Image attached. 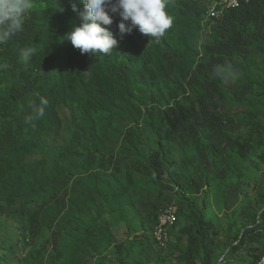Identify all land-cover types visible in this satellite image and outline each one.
<instances>
[{"label": "rangeland", "instance_id": "374dc122", "mask_svg": "<svg viewBox=\"0 0 264 264\" xmlns=\"http://www.w3.org/2000/svg\"><path fill=\"white\" fill-rule=\"evenodd\" d=\"M164 2L172 24L160 41L174 50L169 53L174 61L182 58L191 67L181 66L174 74L164 59V46L161 59L158 54L143 55L127 50L136 70L146 68L154 73V86L159 90L156 98L163 112L161 128L147 115L139 121V146L146 156L145 162L131 159L122 151L128 122L105 110L95 112L93 117L101 139L97 149L92 141L77 132L81 121L78 114L58 107L60 127L43 129L46 138L42 149L27 155V162L21 165L22 191L15 195L2 191L5 193L0 197V264H122L121 256L128 264H188L190 241L184 230L193 223V210L202 211L220 232L219 239L230 243L232 240L226 236L243 231L250 224L247 215L258 212L255 200L264 193V56L253 45L240 50L223 39L212 22H205L206 0H186L184 6L172 0ZM180 8L189 14L188 18ZM197 10L200 18H192ZM147 45L151 46V42ZM25 60L20 57L18 66L9 67L0 48V158L14 135L21 133L17 117L42 108L29 96L28 110L19 105V111L15 112V104L8 96L15 84L23 82ZM201 66L211 68V77L221 84L220 97L235 119L226 127L231 130V147L216 165L209 167L207 176L206 162L215 157L213 144L222 142L228 130L222 125H212L210 131H217L187 143L175 135L167 122L180 117L179 106L201 109L209 101L205 82L193 77L194 72L201 75ZM29 69L32 67L26 68ZM215 69L219 76L213 72ZM33 70L38 86L44 90L51 79V70L43 65ZM144 76L146 81L151 80L148 75ZM261 82L263 85L259 86ZM135 93L136 102L140 101L138 96L150 101L148 90ZM249 104L261 114L254 116ZM141 107L144 114L150 108ZM162 151L168 155L166 165L175 167L164 178L149 163L153 155ZM200 155L202 167L194 160ZM9 166L6 162L0 164V181L7 179L13 183L16 192L20 189L15 185L19 174L17 171L7 176ZM53 167L58 173H52ZM93 170H105L113 175L118 186L122 183L125 188L122 203L112 199L111 191L96 190L95 178L90 176ZM196 179L203 189L199 194H191L190 202L184 196L190 195L188 188ZM71 201L85 207L93 219L105 220L108 231L91 226L86 232L88 222L83 221L77 232L75 224L70 229L62 223L60 217ZM171 206L179 210V224L171 243L160 249L151 231L162 211ZM95 233L105 237L100 239L93 236ZM260 236L257 247L264 245V232ZM220 253L222 261H235L234 264H240L247 254L226 246Z\"/></svg>", "mask_w": 264, "mask_h": 264}, {"label": "trees", "instance_id": "16d2710c", "mask_svg": "<svg viewBox=\"0 0 264 264\" xmlns=\"http://www.w3.org/2000/svg\"><path fill=\"white\" fill-rule=\"evenodd\" d=\"M172 1L179 2V5H186V0ZM32 2L33 8L24 18L22 31L14 35L9 41L0 44V48L4 52L9 67L18 66V59L22 57L21 49H31L29 56L22 64L23 69H25L21 73L23 82L15 84L8 91V96L10 101L15 104V112L19 111V105L23 106L25 111L28 110L29 105L26 104V101L29 96H32L36 100V105H41L42 108L32 113L25 112V115L17 117L20 122L21 133L14 135L8 149L0 158V164L6 162L10 165L6 172L7 176L18 171L19 176L15 180V185L20 186V189L14 192L13 183L8 182L7 179L6 181L1 180L0 197L5 193L2 192L3 190L14 195L22 191L21 186L24 180L20 177L21 165L25 163L27 155L42 149L46 138V132L43 129L60 127L58 107H64L70 112L78 114L81 121L77 125V132H81L82 136L92 141L97 149L101 146V139L93 117L95 112L105 110L128 122L130 126L125 132L122 151L127 157L144 163L146 156L139 146L141 135L139 121L144 115H147L152 122H157L158 128H161L160 122L163 120L161 116L163 112L159 98H156L159 90L154 86V73L146 68L141 71L136 70L127 56V50L143 55L151 53L154 56L158 54L159 59L162 58V53L166 51L164 59L169 65V69L174 70V74L177 73L178 69H181V66H185L187 69L191 67L182 58L174 61L169 54L174 50L170 48L169 44H162L160 39L156 40L145 36L138 30L121 36L118 29L121 17L118 12L112 14L114 22L109 26L118 41L116 47L109 54H100L99 56L91 54V57L89 53L82 54L70 41L64 38L68 32L81 23L78 12L72 10V4L76 0H32ZM208 2L209 0H206V6ZM206 6L204 12H206ZM168 7L170 8L171 5ZM79 8L82 10L83 5H79ZM179 10H182L185 18L189 17V14L182 8ZM197 12L192 18L197 16L200 18V13L198 10ZM212 24L220 31L223 39L240 50L253 45L264 56V0H243L241 8L231 11L223 20L212 22ZM59 38H61L60 44L58 43ZM148 42H151V46L147 45ZM162 46L165 48L161 52ZM221 63L223 64V62ZM40 65L46 66L52 73L44 90L38 86V79L34 76L35 70H33ZM31 67L32 70H26V68ZM200 71V76L194 72L193 77L199 82H205L209 101L203 103L201 109H197L195 106L189 108L179 106L180 117H173L167 121L173 127L175 135L183 138L187 143L202 135H209L213 131H217L216 129L210 131L212 125L216 127L225 126L222 128L227 131V124L235 120L231 114L232 111L227 109V105L220 97L221 84L215 82V79L211 77V68L208 66L204 69V66H201ZM213 72L219 76L216 69ZM144 75H148L151 80L146 81ZM262 85L261 82L259 86ZM142 90H148L150 105L149 102L139 96L137 97L139 102L134 100L135 92ZM42 100L47 103L42 104ZM29 103H31L30 100ZM142 105L150 107L146 114L143 112ZM249 106H251L250 111L254 116H257L258 113L261 114L257 107L252 104ZM231 140V130H228V135L222 142L213 144L212 153L215 157L212 161L206 162V166H208L205 168L206 176L210 174V172L208 173L209 167L216 165L218 160L228 152L231 147ZM159 145L163 146V142L159 141ZM167 156L162 151L153 155L149 160L150 165L153 166L160 178H164L175 171L173 164L166 165ZM194 160L201 164V155ZM200 166L202 167V164ZM52 173H58L56 167L52 168ZM90 176L95 178L96 190L111 191L114 194L112 199L122 203L125 188L122 183L120 186L117 185L112 174L105 170H93ZM202 189L200 180L196 179L193 185L188 188L190 195L184 197L192 202L191 194H199ZM182 192L187 195V191L183 190ZM255 204L258 212L256 214L250 213L246 217V220L250 222L249 226L235 235L228 234L229 236H226V239L232 240L231 243L230 240L222 241L219 239L220 232L212 222L206 219L202 211L193 210V223L184 230L190 241L187 263L234 264L235 261L227 262L224 261L225 259L222 261L223 255L220 251L226 246L232 247L235 252L244 250L247 253L240 264H258L264 257V245L257 247V240L264 232V193L258 195ZM87 212L85 207L71 201L69 208L64 211L60 219L70 229H73L75 224L77 232L80 231L78 228L83 221L88 222L86 232L91 226L108 231L105 220H95ZM154 229L151 231L152 238L159 247L153 234ZM93 236L100 239L105 237L99 233H95ZM120 261L122 264H128L122 256Z\"/></svg>", "mask_w": 264, "mask_h": 264}, {"label": "clouds", "instance_id": "9594fccd", "mask_svg": "<svg viewBox=\"0 0 264 264\" xmlns=\"http://www.w3.org/2000/svg\"><path fill=\"white\" fill-rule=\"evenodd\" d=\"M79 5H83L82 10ZM32 7V0H0V44L22 31L24 18ZM165 9L164 0H76L72 10L78 12L81 23L64 38L82 54H109L118 43L109 27L114 22L112 14L118 12L121 36L138 30L159 40L172 24ZM30 52L24 48L20 54L27 59Z\"/></svg>", "mask_w": 264, "mask_h": 264}, {"label": "built area", "instance_id": "2783aa9c", "mask_svg": "<svg viewBox=\"0 0 264 264\" xmlns=\"http://www.w3.org/2000/svg\"><path fill=\"white\" fill-rule=\"evenodd\" d=\"M243 0H209L206 6L205 22H218L228 13L241 8ZM180 213L173 206L164 209L154 229V237L161 249L167 248L172 240V232L179 223ZM258 264H264V257Z\"/></svg>", "mask_w": 264, "mask_h": 264}]
</instances>
